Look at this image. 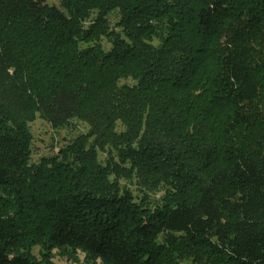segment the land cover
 <instances>
[{"label": "trees", "instance_id": "trees-1", "mask_svg": "<svg viewBox=\"0 0 264 264\" xmlns=\"http://www.w3.org/2000/svg\"><path fill=\"white\" fill-rule=\"evenodd\" d=\"M56 248L264 264V0H0V264Z\"/></svg>", "mask_w": 264, "mask_h": 264}, {"label": "rangeland", "instance_id": "rangeland-1", "mask_svg": "<svg viewBox=\"0 0 264 264\" xmlns=\"http://www.w3.org/2000/svg\"><path fill=\"white\" fill-rule=\"evenodd\" d=\"M51 3L59 4V0H50ZM112 24L117 22L116 14L111 16ZM107 48L111 47V43L107 40H103ZM31 131L34 135L32 161L39 162L42 157L51 156L58 152V150L68 143L73 141L82 133H87L89 125L80 120H73L70 125L63 128H54L48 121L38 117L30 125ZM106 153L101 152V159L105 160ZM123 183L129 184L126 180H122ZM136 188V186H131ZM163 191L157 193V197L161 196ZM39 249L36 248L35 252L38 253ZM54 264H87L86 254L84 251L78 249L76 252L64 251L56 248L53 252ZM96 264H101L100 261Z\"/></svg>", "mask_w": 264, "mask_h": 264}]
</instances>
